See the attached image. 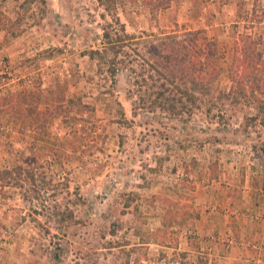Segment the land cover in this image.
I'll use <instances>...</instances> for the list:
<instances>
[{
	"label": "rangeland",
	"instance_id": "rangeland-1",
	"mask_svg": "<svg viewBox=\"0 0 264 264\" xmlns=\"http://www.w3.org/2000/svg\"><path fill=\"white\" fill-rule=\"evenodd\" d=\"M146 1L115 0L111 11L138 51L198 29L215 43L214 80L179 116L131 112L128 69L111 79L83 55L111 17L99 0H0V98L28 90L41 112L25 96L21 117L0 103V168L33 175L0 182V264H224L233 224L198 218L210 206L196 184L253 172L264 196V113L254 103L264 100V0H170L161 10ZM246 34L262 64L241 88L229 67Z\"/></svg>",
	"mask_w": 264,
	"mask_h": 264
},
{
	"label": "trees",
	"instance_id": "trees-1",
	"mask_svg": "<svg viewBox=\"0 0 264 264\" xmlns=\"http://www.w3.org/2000/svg\"><path fill=\"white\" fill-rule=\"evenodd\" d=\"M149 1V2H148ZM170 0H147L157 10L168 7ZM103 10L110 15L101 26L100 46L84 52L89 58H95L104 66V72L111 79L118 71L128 69L130 72L133 95L135 97L131 112L137 109L152 112L159 110L175 117L190 111L214 80L213 56L215 43L208 39L201 30L189 31L179 36H166L153 43L144 44L141 50L135 48L133 34L124 30L123 24L113 17L115 0H99ZM103 17V14L101 15ZM230 62V79L241 88L248 82H254L253 71L261 66L260 53L254 48L250 35H241L233 42ZM251 75V76H250ZM250 76V77H248ZM264 88V79L257 78ZM22 96L31 98L32 109L41 113L36 107V98L30 97V91L10 94L7 103L0 98L1 109L10 110L16 117L25 115ZM258 112L264 113V100H254ZM22 105V106H21ZM123 117V114H121ZM24 172L23 180H32L29 168L20 165L0 168V182L13 185L21 180L18 176ZM14 174V175H13Z\"/></svg>",
	"mask_w": 264,
	"mask_h": 264
},
{
	"label": "crops",
	"instance_id": "crops-1",
	"mask_svg": "<svg viewBox=\"0 0 264 264\" xmlns=\"http://www.w3.org/2000/svg\"><path fill=\"white\" fill-rule=\"evenodd\" d=\"M260 177V174L253 172H245L239 176V172L235 171L233 179L227 178L225 182L226 176L224 172H221L217 175L215 184H210L205 189L202 186L199 187V183L195 186V191L201 192L200 197L204 195V200L201 201L207 203V207L210 206L207 211L201 210L198 218L207 219L206 223H209L210 227H213V221L233 224L230 227H224L231 235L229 238L234 240V244L236 243L227 245L228 254L225 250L222 258L224 264L227 262L228 264H251L252 262L264 264V223H255L256 221L249 216L252 213L264 216V196L257 193L263 185ZM222 182L225 183L224 186L220 185ZM228 206L235 208L236 212L231 215V211L227 210V208L230 209ZM221 207L222 210H220ZM208 244L210 245L211 242ZM213 248L217 253L218 248L215 245ZM217 258V263L220 264L221 261L219 257Z\"/></svg>",
	"mask_w": 264,
	"mask_h": 264
}]
</instances>
